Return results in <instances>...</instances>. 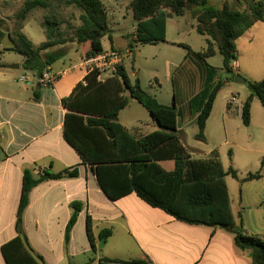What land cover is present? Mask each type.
Instances as JSON below:
<instances>
[{"label":"trees","instance_id":"16d2710c","mask_svg":"<svg viewBox=\"0 0 264 264\" xmlns=\"http://www.w3.org/2000/svg\"><path fill=\"white\" fill-rule=\"evenodd\" d=\"M129 6L136 23L134 42H166L167 19L183 17L187 12L196 21L197 33L207 37L206 47L199 53L187 45H180L187 50L186 59H190L202 74L201 89L191 95L186 104L189 114L196 116L198 134L195 139L204 142L206 123L217 93L236 75L232 67L236 61V40L255 24L264 22V0H246V7L242 10H233L227 4L216 7L209 0H131ZM21 7L16 14L15 26L9 32L3 31V20L0 18V40L8 37L11 42L10 46L0 48V55L5 51L19 54L24 58L22 69L36 77H40L63 55L61 51H53L55 47L67 42L75 43L81 58L87 60L102 53L103 37L111 39L108 13L102 0H61L56 4L49 0H27ZM35 9L50 10L43 16L45 41L39 45H34L21 32L29 14ZM74 17L79 24L77 27L69 24ZM132 41L128 44L131 49ZM217 52L222 57L220 69L206 63ZM227 72L229 75L223 78ZM97 75L96 71L88 73L83 82H78L70 95L62 99V106L66 109L63 132L67 143L91 167L104 194L111 200H118L135 193L148 205L159 208L177 221L192 226L231 230L235 246L249 254L251 264H264V239L246 233L234 223L226 177L236 179V171L232 166L227 171L223 170L216 150H212L206 159H194L177 136L179 102L176 93L172 105L159 103L139 84H130L124 61L112 76L103 81H98ZM172 82L176 87L174 78ZM247 84L250 95L243 102L240 115L245 126L250 124L253 98L264 106V78L247 81ZM126 92L128 95L124 96ZM33 96L35 100L39 98L37 92ZM128 97L145 108L158 130L136 136L118 122L120 111L128 105ZM168 160L173 162L171 170L161 165ZM262 167L264 160L259 170L248 173L243 182L260 179ZM77 176V168L57 173L43 171L37 177L32 170L23 171L16 213V236L0 249L5 264H44L22 232V215L28 205L29 193L42 182ZM70 208L72 214L64 232L66 242L82 204L74 202ZM85 230L90 246L95 249L89 215ZM111 233V230L104 229L99 233L100 238L109 237ZM99 264L147 263L101 258Z\"/></svg>","mask_w":264,"mask_h":264},{"label":"crops","instance_id":"0c3cea01","mask_svg":"<svg viewBox=\"0 0 264 264\" xmlns=\"http://www.w3.org/2000/svg\"><path fill=\"white\" fill-rule=\"evenodd\" d=\"M259 24L264 22L255 24L236 41L241 37L250 41L252 30L259 28ZM134 38V34L132 39L123 37L121 43L111 38L108 50L118 51L120 49L115 44L125 47L124 42L128 46ZM53 51H61L63 55L48 68L58 76L51 86L41 84L38 82L39 77L29 72L27 80L20 82L22 85L17 84L19 76L5 72L17 69H8L6 66L9 64L0 62V249L16 236V213L23 171L32 170L37 177L43 171L57 173L77 168L76 178L42 182L29 193L28 205L22 215V232L33 252L41 256L44 264H99L101 258L142 260L147 264H251L249 254L235 246L231 230L192 226L177 221L159 208L151 207L135 193L118 200H111L104 194L91 167L67 143L63 132L66 109L62 106V99L70 95L78 82H83L88 74L87 67L75 43L67 42L55 47ZM124 53L128 55L130 51L126 49ZM23 60L22 57L17 64L18 69H22ZM34 92L39 94L36 100ZM238 96L237 103L242 106L245 99L239 102ZM255 99L251 102L250 124L247 127L253 122V104L257 107ZM228 100L221 120L224 144L231 143L230 136L233 135L230 126L234 115L241 119L237 106L228 105ZM179 107L180 103L177 109L180 112ZM213 110L206 123L205 140H208L210 122L214 120ZM191 116L196 121V116ZM150 123L149 131L138 121L130 128L124 127L132 134L142 136L158 130L152 119ZM187 125L177 120V136L192 157L200 159L195 157L200 152L184 143ZM248 139L245 153L250 160L256 159L261 163L264 160V148H251L253 143H250V137ZM212 150L217 151L215 148ZM219 158L224 170L222 159ZM168 162L172 165L166 170H171L172 161L161 162V165ZM227 177L226 187L235 226L242 227L248 234L264 238V167L260 179L243 182L245 178H241L236 201L229 188L232 185L234 189L235 185L229 183ZM74 202L81 203L82 210L66 242L64 232ZM88 215L92 221L95 249H92L86 236L85 221ZM104 229L112 233L104 237V243L99 247V233ZM116 234L122 239L118 250L113 242ZM1 256L0 251V264H5Z\"/></svg>","mask_w":264,"mask_h":264},{"label":"rangeland","instance_id":"374dc122","mask_svg":"<svg viewBox=\"0 0 264 264\" xmlns=\"http://www.w3.org/2000/svg\"><path fill=\"white\" fill-rule=\"evenodd\" d=\"M27 0H0V18L3 20V31L9 32L15 26L16 14L22 8L21 6ZM50 3L56 4L61 0H49ZM131 0H102L108 13L110 28L112 29L111 38L121 43L123 37L132 39L134 27L129 2ZM212 5L221 7L227 4L233 10H242L246 7V0H209ZM70 10V9H68ZM69 12V11H68ZM50 13V10L35 9L33 10L26 22L24 23L23 32L27 38L34 44L38 45L44 41V33L42 29L43 16ZM190 12L183 17L173 16L166 22V42L157 44H141L132 41V49L119 44L115 47L123 54L124 65L132 86L139 84L140 88L147 93L155 96L157 101L163 105H172L174 93L178 96L180 103V112L178 115L179 122L188 124L185 128L184 143L190 148L197 149L200 153L195 155L196 158H208V153L212 149H217L222 159L224 170H228L231 165L236 171L238 178L227 177L235 201L238 199L239 189L241 187L240 180L245 178L248 173H255L259 170V160H250L245 150L248 148L245 143L250 137L251 148H264V106L255 99L257 107L253 104V122L247 127L240 117L234 115L231 124L230 144H224V137L221 134L222 115L225 111L227 99L232 93H237L239 102L246 100L249 93L248 82L259 81L264 78V24H259V28L252 30L253 36L247 41L246 37H241L236 41V61H234V73L245 78V83H236L234 79H229L226 85H223L218 91L214 101V120L210 122L208 140L204 142L195 139L198 134L196 121L188 113L187 99L196 94L203 85L201 71L196 65L186 59L187 50L180 45H187L192 51L199 53L206 47V36H201L196 30V21L190 16ZM75 15L78 12L75 11ZM76 17L69 24L73 27L77 24ZM73 32V31H72ZM71 34V32H69ZM11 45L8 37L0 40V48ZM103 49L108 50L111 41L108 36L102 38ZM128 49L130 53L127 55L124 51ZM22 57L10 51H5L0 55V62L15 65L19 64ZM221 55L217 52L213 57L206 60V63L216 69L221 68ZM15 76L25 75L27 72L21 68L17 70L5 71ZM175 79L174 87L172 79ZM20 83L18 79H16ZM22 85V83H20ZM236 94V96H237ZM244 100V101H245ZM150 117L145 108L137 101L130 100L128 97V105L120 111L118 122L123 126L130 128L136 121L141 122L149 131L151 127ZM214 127V129L212 128ZM216 128V130H215ZM214 130V131H213ZM171 163L164 164L165 169L171 167ZM234 195V196H233ZM264 239L262 237H259ZM114 239V240H113ZM111 239L118 250L122 239L116 236Z\"/></svg>","mask_w":264,"mask_h":264},{"label":"built area","instance_id":"2783aa9c","mask_svg":"<svg viewBox=\"0 0 264 264\" xmlns=\"http://www.w3.org/2000/svg\"><path fill=\"white\" fill-rule=\"evenodd\" d=\"M123 55L113 49L104 51L95 57H90L87 60H84V64L87 67V72H98L97 80L103 81L105 78L112 76L115 72L117 67L124 61ZM235 64L233 62L232 67ZM57 74L51 72L48 68L43 71L42 75L39 77V81L41 84L45 86H51L54 84V81L57 79ZM26 76L22 75L19 76L18 81L24 82L26 81ZM228 105L237 106L239 109L240 115L242 111V106L237 103V98L235 95H232L228 100Z\"/></svg>","mask_w":264,"mask_h":264},{"label":"water","instance_id":"95a60500","mask_svg":"<svg viewBox=\"0 0 264 264\" xmlns=\"http://www.w3.org/2000/svg\"><path fill=\"white\" fill-rule=\"evenodd\" d=\"M8 69H18L19 68V65H17V64H15V65H7L6 66ZM227 75H229V72H227L226 74H224L223 75V78H225ZM234 82H236V83H245L246 82V80H245V78H243L242 76H240V75H235L234 76ZM133 98L132 97H130V100H132ZM104 240H105V238L103 237V238H101V240H100V246L99 247H102V245H103V243H104Z\"/></svg>","mask_w":264,"mask_h":264}]
</instances>
